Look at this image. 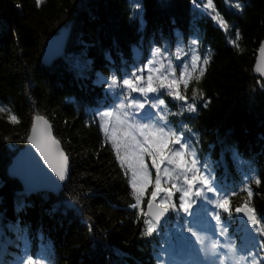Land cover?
Returning <instances> with one entry per match:
<instances>
[{
    "label": "trees",
    "instance_id": "obj_1",
    "mask_svg": "<svg viewBox=\"0 0 264 264\" xmlns=\"http://www.w3.org/2000/svg\"><path fill=\"white\" fill-rule=\"evenodd\" d=\"M193 1L142 0L143 12L134 14L131 0H43L39 7L34 0H0V106L6 109L0 112V224L17 234L26 230L34 247L49 243L56 264H160L156 233L140 234L151 186L138 216L93 111L115 68L109 58L127 59L136 45L152 41L196 36L212 52L203 77L181 86L199 110L191 125L214 157L221 141L258 161L261 183L253 186L251 204L264 215V80L254 70L264 0H239L242 11L230 7L237 0H214L227 30L199 15ZM70 24L66 55L44 64L46 40ZM166 102L174 105L170 96ZM10 112L19 123L8 120ZM38 114L50 121L70 159V178L58 195L26 194L8 171ZM247 197L236 196L233 204ZM10 243L8 250L16 242Z\"/></svg>",
    "mask_w": 264,
    "mask_h": 264
},
{
    "label": "snow or ice",
    "instance_id": "obj_2",
    "mask_svg": "<svg viewBox=\"0 0 264 264\" xmlns=\"http://www.w3.org/2000/svg\"><path fill=\"white\" fill-rule=\"evenodd\" d=\"M34 2L39 7L43 0H34ZM207 6L215 11L213 0H208ZM135 7L140 9L142 6L136 4ZM243 7L237 0L235 8L242 11ZM213 19L225 30L230 27L219 13ZM236 35L238 40L240 37L238 30ZM232 43L239 47L236 40ZM192 44L198 45L199 40H193ZM153 52L160 53L161 50L155 48ZM259 54L260 62L257 63L256 70L264 73V42L260 44ZM199 60L198 55L193 56L192 69L190 71L181 69L179 75L171 61L167 67L162 62L159 66H153L155 61H148L142 67L134 68L131 74L125 73L123 79L119 81L122 89L127 92L124 99L118 105L106 107L103 111L97 110V116L100 119L99 129L105 133L107 141L111 144L115 161L120 165V170L126 177L127 186L131 189L130 195L135 202L129 207L135 208L138 216L141 214V201L146 195V190H149L151 186V195L147 199L148 211L143 213L145 228L141 230V236L153 235L161 221H167L171 213H184L185 215L180 217L184 221L182 227L196 238L200 245L199 251L205 255L206 259L209 256L213 257L209 264H226L230 258L240 255L238 248L234 244L221 246L218 240H213L210 248L205 249L204 239L201 233L196 231L195 225L203 216L209 215L207 205L212 204L214 207L210 214L217 221L220 235L226 236L227 228L221 223V211L229 217L232 216L230 194L221 193V190L215 186L206 165H202L194 147L188 142L189 138L185 131L164 123L167 117L163 115L154 119L156 114L145 109L146 104H150L151 108L155 109H160L161 105L166 107L164 99L153 97L149 100L148 98L149 93L163 95L161 89H165L167 95L173 100L187 102L188 97L182 93L181 86L186 90L192 79L199 81L206 71L211 56H205L203 66L197 68ZM197 71L198 75L194 76L193 73ZM108 80L110 83L105 85L106 88L117 87V76L110 75ZM133 92L141 95L132 97ZM187 109L193 113L198 111L195 103H188ZM4 111L6 109L0 106V112ZM8 120L13 124L19 123L17 115L11 112ZM27 139L35 146L59 180L65 181L70 172L69 156L61 147L60 140L53 135L52 126L45 116H34ZM101 143L104 141L102 140ZM149 158L150 165L147 162ZM256 183H261L258 177ZM177 194L178 203L174 200ZM209 194H215V198L213 199ZM247 194L249 198L252 197L250 188L247 189ZM235 212L246 214L248 222L253 227L264 220V217L258 218L257 210L247 201L242 206L236 207ZM258 231L264 233V226ZM259 244L264 245V239H261ZM221 247L228 248V252L222 253ZM247 255L255 257L256 253L249 249ZM240 259L245 260L246 256H240ZM21 264H36V261L33 256H27ZM253 264H256L255 259Z\"/></svg>",
    "mask_w": 264,
    "mask_h": 264
},
{
    "label": "water",
    "instance_id": "obj_3",
    "mask_svg": "<svg viewBox=\"0 0 264 264\" xmlns=\"http://www.w3.org/2000/svg\"><path fill=\"white\" fill-rule=\"evenodd\" d=\"M70 33L71 24L62 28L59 32L54 33L47 39L42 54V61L44 64L52 65L56 59L61 58L65 54ZM258 62H260L259 53L257 55L256 65ZM256 73L264 78V73L258 72L257 70ZM53 135L55 136L54 130ZM61 147L63 148L62 144ZM9 174L11 177L18 179L21 182L26 192H32L33 194L42 191L59 194L70 178L69 172L68 178L65 181H60L45 163L44 158L40 156L35 146L31 144L28 139L25 146L22 147L13 157L9 168Z\"/></svg>",
    "mask_w": 264,
    "mask_h": 264
},
{
    "label": "rangeland",
    "instance_id": "obj_4",
    "mask_svg": "<svg viewBox=\"0 0 264 264\" xmlns=\"http://www.w3.org/2000/svg\"><path fill=\"white\" fill-rule=\"evenodd\" d=\"M142 3V0H132L131 2V5H132V8H133V13L135 14L136 13H139L140 12V9H137L135 7L136 4H140L141 5ZM208 4V0H194L193 1V6L194 8L197 10V12L199 13V15H209L211 17H215L217 15V9L215 7V1L213 0V5H214V8H215V11H213L212 8H209L207 6Z\"/></svg>",
    "mask_w": 264,
    "mask_h": 264
}]
</instances>
